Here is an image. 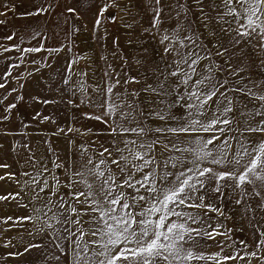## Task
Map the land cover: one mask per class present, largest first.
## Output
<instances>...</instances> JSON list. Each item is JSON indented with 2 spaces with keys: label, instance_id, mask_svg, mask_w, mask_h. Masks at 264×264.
Here are the masks:
<instances>
[{
  "label": "rangeland",
  "instance_id": "1",
  "mask_svg": "<svg viewBox=\"0 0 264 264\" xmlns=\"http://www.w3.org/2000/svg\"><path fill=\"white\" fill-rule=\"evenodd\" d=\"M105 2L112 3V0ZM116 4L118 7L108 9L117 12L114 23L110 24L104 13L97 27L95 21L101 0H0V84L4 85L0 87V197H7L0 199V264H67L68 258L55 243L59 236L68 235L65 229L75 231L78 226L69 221L70 210L60 197L63 195L68 204H73L74 201L68 197L69 192H75L77 188L84 190L82 185H74L72 189L66 187L69 176L80 170L89 157L93 158L94 163L109 159V164L101 167L110 166L116 172V166L110 165L107 153L104 157L100 153L104 148H123L122 143L114 145L113 140L119 142L124 137L110 135L108 124L88 118L103 115L104 110L99 105L108 99L107 87L115 85L111 101L121 105L120 111L132 112L134 115V119L129 116L131 123L120 119L116 120L117 123L125 127L140 126L152 130L157 127H176L184 121L189 110L184 107V101L175 102L179 96L191 90L195 80L203 76L214 77L212 83L227 80L229 83L225 87L229 89L248 85L253 92L264 93V84L259 87L253 85V82L264 81V67L260 66L261 57H257L251 48L247 50L250 59L242 63L237 57L230 67L213 52L210 60L201 59L195 66L196 74L188 86L179 84L182 76L168 75L176 69L173 63L175 54L164 53V45L160 43L162 33L151 27L154 15L152 9L157 7L155 0L150 3L149 0H131V4L129 0H116ZM181 4L188 9L186 16L178 6L173 7ZM126 5L127 9L121 10ZM208 5L209 0H204V11L210 14L212 21L209 27L219 33V26L214 19L216 12ZM161 6L164 8L161 29L171 30L179 22L182 25L181 37L191 34L195 39L199 35L197 44L212 48L209 39L214 42V38L207 36V29L203 27L201 13L194 0H161ZM69 8H74L75 12H69ZM29 48H41V51L26 52L25 49ZM49 49L59 51L50 52ZM178 50L181 53L191 50L201 56L207 55L206 49L194 46ZM241 67L245 69L243 72L230 74V71ZM181 69L189 71L187 65H181ZM65 80L68 82L65 83ZM117 80L119 83H116ZM161 81H165V89L170 95H157L150 90L149 86L158 88ZM81 86L85 91H81ZM227 94L233 98V112L229 117L234 119L231 125H222L226 131L221 139L228 138L231 145L228 158L231 159L240 145L250 146V141L264 139L262 133L245 131L249 124L255 125L264 120V116L251 115L261 110L259 101L239 92ZM237 99L240 100L239 105L236 104ZM129 104L132 108L128 107ZM169 104L174 106L169 108ZM205 110V116L197 118L206 120L212 116L209 106H205ZM241 111L244 112L243 116L240 115ZM157 112H162L165 119H159L155 115ZM192 112L195 114V109ZM172 116L176 119H169ZM111 123L112 120H109ZM127 138L149 143L159 138L165 143L179 142L178 146L184 147L195 137L183 134L176 137L171 133L162 136L150 131L145 137L130 133ZM84 149L87 151L82 156ZM152 155L160 165L155 168L157 174L164 171L175 173L183 167L178 163L173 168L171 164L176 161L168 160L170 156H181L179 152L165 151L157 145ZM165 161H168L167 168L164 167ZM56 164L61 167L57 168ZM186 166L191 167L190 164ZM203 166L216 167L208 164ZM53 177H57L60 182L55 195L52 193L57 186ZM34 178L39 184L33 183ZM45 179L49 187L40 192ZM246 187L249 192L252 191L251 186ZM256 187L264 194L259 182ZM126 191L131 192V189ZM141 194L150 195L143 189ZM37 195L39 198H36ZM49 199L51 204L45 207ZM238 199H241L240 190L233 191L231 188H225L222 197L212 193L206 197L205 203L211 202L221 209L223 215L205 209L197 210L205 221L203 226L209 231L215 228L220 233L228 234L216 235L214 240H200L201 250L206 253L220 252L217 244L224 242L222 256L239 253V256L245 257L239 259L238 256L224 264H264V246L259 250L255 247L260 233L264 232V210L257 207L260 198L248 196L237 204ZM62 204L65 206L61 207ZM249 205L255 211H246ZM76 207L82 210L85 206L78 204ZM36 208L43 210L37 213L34 211ZM178 210L192 211L186 208ZM76 218L72 215V219ZM87 219L88 216L82 217V220ZM47 224L52 227H47ZM191 227L198 228L201 225L191 224ZM242 240L246 242L247 248L240 243ZM59 242L66 252H70L66 240ZM189 246L185 244L186 248ZM252 251H257V257L247 255ZM57 256L59 260L54 259Z\"/></svg>",
  "mask_w": 264,
  "mask_h": 264
},
{
  "label": "snow or ice",
  "instance_id": "2",
  "mask_svg": "<svg viewBox=\"0 0 264 264\" xmlns=\"http://www.w3.org/2000/svg\"><path fill=\"white\" fill-rule=\"evenodd\" d=\"M194 2L199 7L200 19L203 27L207 29V36L214 38V42L209 39V44L212 45L210 49L203 44H197L199 35L195 39L191 34L181 37L182 25L179 22L171 30L161 29L160 26L164 22L161 13L164 8L161 6V0H155L157 7L152 9L154 15L151 27L162 33L160 43L164 45V53H174L176 57L173 60L176 69L170 72L169 76H182L183 79L179 80V84L188 86L192 76L196 74L195 66L201 59L210 60L214 52L215 56L222 58L224 64L230 67L231 62L237 57L242 63L251 58L248 48H251L257 57H261L260 66L264 67V56H262L264 54V0H209V8L216 12L214 19L219 26V33L209 27L212 21L209 18L210 14L204 11V0H194ZM129 3L131 4V0ZM177 6L186 16L188 12L186 5H173V7ZM111 7H118L116 0H112V3L101 0L95 21L97 27L101 24L100 17L104 16ZM127 7L126 5L125 9L121 10H126ZM68 11L75 12V9L69 8ZM179 15L178 12L177 16ZM110 18L115 21L114 16ZM242 44L244 47H240ZM190 46L206 49L207 55L201 56L198 52L191 50L181 53L178 50L190 48ZM25 51L39 52L41 48H29ZM48 51H59V49ZM181 65H187L189 71H183ZM244 70L241 67L230 71V74L235 75ZM213 79L212 76H203L195 80L191 90L178 97L175 103L184 101V107L189 110L183 122L178 123L176 127H157L154 130L140 126L125 127L122 123H117V119L131 123L129 116H133L134 119V115L132 112L120 111L121 105L111 101V93L115 85L107 87L108 99L99 105L104 110L103 115L88 118L108 124L110 135L124 137L119 142L113 140L114 145L122 143L123 148L116 146L113 149L115 156H113V150L109 148H104L100 153L101 157L107 153L110 165L116 166V172H113L110 166L101 167L108 165L109 159H100L94 163L93 158L89 157L80 170L72 172L69 176L66 187L72 189L74 185H82L84 190L77 188L75 192H69L68 197L74 201L73 204H68L63 195L60 197L70 210L69 221L72 225L78 226L75 231L70 228L65 229L68 235L59 236L55 243L61 253L68 258L67 264H194V262L224 264L225 261L237 259L239 253L221 255L225 247L224 242L217 244L221 249L220 252L206 253L201 250L200 240H214L216 235L228 233H220L215 228L209 231L203 226L205 221L201 212L197 210L205 209L223 215L221 209L211 202L205 203V200L209 193L220 194L222 197L225 188H231L233 191L240 190L241 199L236 200L237 204L248 196L259 197L260 203L257 207L264 210V194L256 187L259 182L261 188H264V139L250 141V146L240 145L231 159L228 158V150L231 148L228 138L221 139L226 131L222 125H231L234 119L229 117V114L233 112V98L227 93L239 92L250 99L259 101L261 110L252 113L253 116H264V93L257 94L248 85L229 89L225 87L229 83L227 80H217L212 83ZM165 81L159 82L158 88L149 86L150 90L157 95H170L171 93L165 89ZM67 82L65 80V83ZM116 83H119V80ZM260 84H264V81L253 82L256 87ZM0 87L4 85L0 84ZM81 91H85L83 86ZM236 104H240L239 99L236 100ZM173 106L168 105L169 108ZM205 106H209L213 114L210 118L201 120L197 117L205 116ZM128 107L132 108V105L129 104ZM192 109H195V114ZM155 115L161 120L165 119L162 112H157ZM240 115L243 116L244 112L241 111ZM169 119L175 120L176 117L172 116ZM109 120H112L111 124ZM150 131L160 133L162 136L171 133L176 137L183 134L194 135L195 138L188 141L184 147H179V142L165 143L159 138L150 143L146 140L138 142L136 139L127 138L130 133L137 137H145ZM245 131L264 134V120L256 122L255 125L249 124ZM201 133L208 135L203 136L200 135ZM157 145L162 146L165 151L181 153V156H170L168 160L176 161L171 164V167L176 168L179 163L183 165L182 169L175 173L164 171L162 174H157L155 168L160 165L152 155ZM86 151L87 149H84L81 155L83 156ZM187 164L191 167H187ZM205 164L216 167L203 166ZM55 166L61 167L59 164ZM167 166L168 161H165L164 167L167 168ZM217 168L223 170L218 171ZM120 177L122 179H119ZM53 178L57 186L52 193L55 195L60 182L57 177ZM33 183L39 184V181L34 178ZM43 184L44 187L39 189L40 192H44L45 188L49 187L47 179L43 181ZM246 186H251L252 191L249 192ZM127 189H131V192L126 191ZM141 189L150 195L141 194ZM36 198L39 196L37 195ZM0 199H7V197H0ZM49 204H51L50 199L45 207ZM78 204L85 207L82 210L78 209L76 207ZM64 206L61 205V207ZM181 208L192 211L178 210ZM42 210V208L34 209L37 213ZM246 211H255V209L249 205ZM206 214L205 211L204 215ZM72 215L77 218L72 219ZM84 216H88L89 219L82 220ZM172 217L176 219L173 220ZM191 224H200L201 227L193 228ZM46 226L52 227L51 224ZM60 240L68 242L70 252L65 251ZM240 243L247 248L245 241L242 240ZM185 244L190 246L186 248ZM261 246H264V232L260 233V239L255 244L257 250ZM31 247H40V245ZM247 255L257 257V251ZM54 259L59 260L60 257L57 256ZM239 259H245V257L239 256Z\"/></svg>",
  "mask_w": 264,
  "mask_h": 264
},
{
  "label": "water",
  "instance_id": "3",
  "mask_svg": "<svg viewBox=\"0 0 264 264\" xmlns=\"http://www.w3.org/2000/svg\"><path fill=\"white\" fill-rule=\"evenodd\" d=\"M113 16L115 17V20H116V16H117L116 10L112 9V10H107L105 12V17H106V19L108 20V22L110 24L114 23V21L110 18V17H113Z\"/></svg>",
  "mask_w": 264,
  "mask_h": 264
}]
</instances>
